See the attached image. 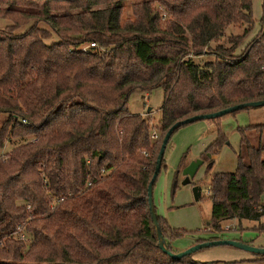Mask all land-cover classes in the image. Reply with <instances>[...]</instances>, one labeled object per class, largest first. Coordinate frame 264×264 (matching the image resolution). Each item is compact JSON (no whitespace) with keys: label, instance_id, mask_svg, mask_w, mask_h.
I'll return each instance as SVG.
<instances>
[{"label":"trees","instance_id":"1","mask_svg":"<svg viewBox=\"0 0 264 264\" xmlns=\"http://www.w3.org/2000/svg\"><path fill=\"white\" fill-rule=\"evenodd\" d=\"M0 19V264H206L158 246L147 186L173 123L264 100V0L250 38L252 0H0ZM155 88L157 131L127 108ZM249 129L258 144L240 136L235 170L212 175L206 232L264 216V123ZM224 142L217 127L202 164Z\"/></svg>","mask_w":264,"mask_h":264},{"label":"rangeland","instance_id":"2","mask_svg":"<svg viewBox=\"0 0 264 264\" xmlns=\"http://www.w3.org/2000/svg\"><path fill=\"white\" fill-rule=\"evenodd\" d=\"M262 1L252 0L254 25L249 38L260 29ZM6 24H8L7 20L0 19V28ZM24 29V26L20 27L17 32H22ZM242 30L243 27L238 29L230 26L226 33L240 34ZM55 38L53 36L51 39ZM206 58L210 56L196 58L195 61L201 62ZM163 99L162 88H155L147 93L134 92L129 97L127 108L132 114L148 117L151 128L157 131ZM263 123L264 105H259L238 109L214 118L212 121L195 120L173 131L164 152V166L153 186L152 198L158 215L162 216L171 228L183 232L181 236L172 240L174 250L182 251L196 244V241L210 237L236 240L250 246L264 248V232L257 230V225L264 223V216L260 220H223L220 222L221 231H204L205 227L210 226L211 220L212 204L209 187L212 175L215 172L235 170L240 136L245 135L254 144H258L257 134L249 127ZM217 127L223 134L225 142L216 153L213 165L208 167V163L202 164L191 181L183 185L182 164L199 158L215 139ZM262 139L264 142V133ZM195 185L200 187L198 199H195L193 195L192 189ZM190 256L196 261L207 262L206 264H264L263 260H259L261 255L227 244L203 247L192 252Z\"/></svg>","mask_w":264,"mask_h":264},{"label":"water","instance_id":"3","mask_svg":"<svg viewBox=\"0 0 264 264\" xmlns=\"http://www.w3.org/2000/svg\"><path fill=\"white\" fill-rule=\"evenodd\" d=\"M259 105H264V100L240 103V104L232 105L230 107H227V108H224V109L212 112V113L194 115L192 117H188L186 119H183V120H180V121L173 123L169 127V129L166 131V133L164 134L160 148H159V151H158V154H157L154 171H153L152 177L149 181V184L147 186V195H148V202H149V207H150V211H151V219H152V221L156 227V234H157V237L159 239L158 246L162 249V251L167 253L171 258L180 259L183 256L191 254L192 252H194L197 249L207 247V246L222 245V244L233 245L235 247H238V248H241V249H244L247 251H251V252L257 253V254H264V248L254 247V246H250V245L244 244V243L236 241V240H227V239L204 241V242L196 243V244H194V245H192V246H190V247H188L182 251H179L176 253L171 252L170 250H168L164 246V240H163L160 228L157 224L155 213L153 211V200H152V184H153L155 178L157 177L158 172L160 171V165H161V160L163 158V154L165 151V146H166V144H167V142H168V140H169V138H170V136L174 130H176L182 124H187V123L193 122L195 120L215 118V117H219L221 115L227 114L229 112L236 111L238 109L246 108L249 106H259ZM202 163H203V160L198 158V159H195V160L189 162L182 169V174L184 177L182 180L183 185L187 184L191 181V179L194 177L195 173L197 172L198 168L202 165ZM192 190H193L194 198L198 199L199 195H200V187L195 185Z\"/></svg>","mask_w":264,"mask_h":264},{"label":"built area","instance_id":"4","mask_svg":"<svg viewBox=\"0 0 264 264\" xmlns=\"http://www.w3.org/2000/svg\"><path fill=\"white\" fill-rule=\"evenodd\" d=\"M90 47H95V43L91 42V43L85 45L82 49L86 50V49H88ZM23 122L26 123L25 120H23ZM156 138H157V134H156L155 131H153L151 133V139H156ZM101 172H102V170H101ZM17 236H18L19 239H22V240H25V241H29V239L23 233L19 232V234Z\"/></svg>","mask_w":264,"mask_h":264}]
</instances>
